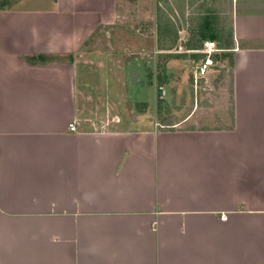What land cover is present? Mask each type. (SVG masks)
Wrapping results in <instances>:
<instances>
[{"label": "crops", "instance_id": "crops-1", "mask_svg": "<svg viewBox=\"0 0 264 264\" xmlns=\"http://www.w3.org/2000/svg\"><path fill=\"white\" fill-rule=\"evenodd\" d=\"M226 1L233 110L209 127L83 115L115 0L0 10V264H264V0Z\"/></svg>", "mask_w": 264, "mask_h": 264}, {"label": "rangeland", "instance_id": "rangeland-1", "mask_svg": "<svg viewBox=\"0 0 264 264\" xmlns=\"http://www.w3.org/2000/svg\"><path fill=\"white\" fill-rule=\"evenodd\" d=\"M39 0H11L13 6L35 5ZM44 2V0H43ZM115 0L116 18L99 27L85 44L80 63L84 73L85 117L99 123L125 120L131 127H148L196 114L199 127L222 125L218 115L232 114V57L218 50L214 65L205 79L195 82L199 59L188 43L200 39L202 20H212V28L201 29L212 35L217 49L232 42L229 3L226 0ZM215 2V3H214ZM161 9L157 12V6ZM220 7L222 16L217 18ZM223 8V9H222ZM219 11V10H218ZM169 20L177 32L169 50H158L157 23ZM213 18V19H211ZM198 31V30H197ZM192 54H200L193 57ZM220 54H226L222 57ZM93 67L94 73L91 74ZM124 69L116 80L117 69ZM93 76V80H90ZM161 90V95L159 94ZM103 127V126H102Z\"/></svg>", "mask_w": 264, "mask_h": 264}, {"label": "trees", "instance_id": "trees-1", "mask_svg": "<svg viewBox=\"0 0 264 264\" xmlns=\"http://www.w3.org/2000/svg\"><path fill=\"white\" fill-rule=\"evenodd\" d=\"M159 2V0H157ZM157 2V3H158ZM14 4V2H11V0H0V10L3 9H9L12 7V5ZM157 12H160V8L159 5L157 6ZM161 13V12H160ZM157 17H158V23H157V36H158V50H169L171 47H173L176 38H177V32L175 29V26L173 25V23L169 20V18H164V22L163 20H161V16L159 13H157ZM213 19V18H211ZM212 22V20H202V22H200V26H198V28L196 29V31L194 32V30L192 29L191 32L192 33H197L200 31V39H197L191 43H188L189 49H194V50H198L201 48L202 44H203V40L206 39H212V35L206 33V32H202L201 29H205L208 28L209 30L212 28V26L210 25ZM198 30V31H197ZM212 32H213V28H212ZM225 49L227 47H220V49ZM224 53V52H223ZM193 57H198L200 56V54H192ZM216 55V54H215ZM215 55H213L215 57ZM223 58L226 57V54H220ZM50 58L44 55H35L32 58H30V61L32 62H46L49 61ZM233 65V63H232Z\"/></svg>", "mask_w": 264, "mask_h": 264}, {"label": "built area", "instance_id": "built-area-1", "mask_svg": "<svg viewBox=\"0 0 264 264\" xmlns=\"http://www.w3.org/2000/svg\"><path fill=\"white\" fill-rule=\"evenodd\" d=\"M218 50L221 49H217L214 41H205L202 44L201 48L197 50L203 55V57L199 59V62L194 72L195 82L200 79H205L208 76L209 72L212 70L214 65L213 55ZM69 127L70 130L75 129L72 124H70ZM223 218L225 217L223 216Z\"/></svg>", "mask_w": 264, "mask_h": 264}, {"label": "water", "instance_id": "water-1", "mask_svg": "<svg viewBox=\"0 0 264 264\" xmlns=\"http://www.w3.org/2000/svg\"><path fill=\"white\" fill-rule=\"evenodd\" d=\"M159 94L161 95V90H159Z\"/></svg>", "mask_w": 264, "mask_h": 264}]
</instances>
